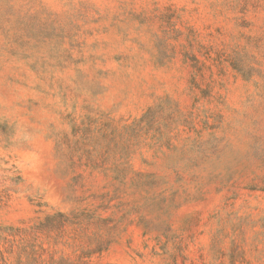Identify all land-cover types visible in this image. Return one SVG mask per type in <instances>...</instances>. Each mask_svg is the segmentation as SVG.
<instances>
[{"label": "rangeland", "instance_id": "1", "mask_svg": "<svg viewBox=\"0 0 264 264\" xmlns=\"http://www.w3.org/2000/svg\"><path fill=\"white\" fill-rule=\"evenodd\" d=\"M0 264H264V0H0Z\"/></svg>", "mask_w": 264, "mask_h": 264}]
</instances>
